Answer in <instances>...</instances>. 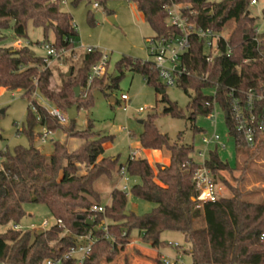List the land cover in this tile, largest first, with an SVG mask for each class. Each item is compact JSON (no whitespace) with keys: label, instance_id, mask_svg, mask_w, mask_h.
I'll list each match as a JSON object with an SVG mask.
<instances>
[{"label":"trees","instance_id":"1","mask_svg":"<svg viewBox=\"0 0 264 264\" xmlns=\"http://www.w3.org/2000/svg\"><path fill=\"white\" fill-rule=\"evenodd\" d=\"M61 1L0 0V42L6 38L3 31L8 28L12 29L15 37L26 38L27 25L31 23L42 28L44 39L41 43L72 54L76 50L78 32L71 14L63 10ZM80 1L104 6L108 0H72V4ZM126 1L142 14L155 33L154 37L171 31L165 24V0ZM178 1L191 5L196 11L195 21L203 28L221 32L227 22H234L226 43L221 41L220 54L211 61L206 60L202 42L195 38L183 55L182 64L186 71L177 79L176 86L185 93L193 92L188 103L191 110L189 120L193 121L198 114L209 116L214 107L228 111V93L232 88L251 87L264 92V59L260 57V52L264 51V35L260 37L255 31L256 18L250 12L251 0ZM111 14L112 11H108V15ZM262 15L264 18V8ZM86 16L89 23L94 24L90 10ZM49 29L54 34L52 41L47 37ZM256 37L259 41L255 40ZM100 56L97 49L80 52V66L74 68L71 65L69 75L58 89H54L51 87L52 72L50 66L45 67L43 56L36 55L27 45L15 48L0 44V88L21 90L29 101L21 132L30 143L28 147L16 145L11 152L0 150V227L8 226L0 230V264H43L45 259L60 258L76 243V236L88 233L96 239L85 263L102 264L104 260L117 256L116 245L127 244L134 229L143 241H154L158 245L163 244L159 241L162 232L182 233L188 245L190 264H264V240H260V235L264 234V201L245 200L237 188L229 185L231 195L218 196L214 202L199 203L191 180L196 166L192 157L193 146L170 142L169 137L154 124L156 115L142 121L143 130L138 140L143 149L166 150L169 153L168 164H151L146 158L129 156L124 165L127 174L138 179L130 186L129 195L155 206L141 215L127 210L128 194L113 184L105 211H89L92 205L101 204L97 181L101 177L113 180L115 175L120 176L123 165H116L118 157L104 156V143L112 140V136L95 133L90 119L82 130L76 129L74 119L62 127L36 102L33 93L38 90L63 112L75 104L77 111L82 107L88 109L93 104L94 90L104 92L107 88H117L119 80L129 71L140 74L147 85L161 93L163 114L172 117L182 115L176 103L166 96L165 86L152 61L122 56L115 64L116 75L107 78L104 72L86 88L88 71ZM244 59L248 62L244 63ZM75 87L80 88L78 97H75ZM206 89L214 90L215 94L206 95ZM225 118L235 144L247 148L231 118ZM35 125L49 130L59 129L66 137L80 138L82 142L69 150L65 141L56 140L52 142L51 152L44 154L32 144L38 135L33 133ZM260 137L263 143L264 135ZM205 165L215 182L224 181L220 171L232 172L235 169L218 157L216 146L205 156ZM80 168L83 170L81 173ZM26 203L44 205L53 218L61 220L63 227L53 224L42 231L12 229L11 225L19 223L25 216ZM126 211L128 215L124 214ZM79 215L91 218L96 230L86 225L84 219H79ZM199 218L203 219L204 225L196 228L193 221ZM103 220L107 222L106 232L98 227ZM106 233L114 241L106 239ZM155 262L162 264L158 257ZM60 264H75V261L63 259Z\"/></svg>","mask_w":264,"mask_h":264},{"label":"rangeland","instance_id":"2","mask_svg":"<svg viewBox=\"0 0 264 264\" xmlns=\"http://www.w3.org/2000/svg\"><path fill=\"white\" fill-rule=\"evenodd\" d=\"M62 8L71 14L77 28L76 47L80 49L81 47H94L100 52L108 54V66L105 71L107 78L116 75L115 64L122 56H131L142 61H153L145 39L153 37L155 33L132 3L126 0H108L104 6H94L93 3L87 4L85 1L74 5L72 0H64ZM263 8L264 0H257L255 5L250 6L251 15L256 18L259 32H264ZM88 10L91 12L94 24L89 23L86 16ZM108 11H112L111 17L115 23L109 20ZM233 28L234 22L229 21L221 34L228 39ZM3 33L6 38L0 42L1 45L18 48L20 47L17 46L19 40L21 46H29L36 55L43 56L45 54L44 43H41L44 39L42 28L34 27L28 23L26 38L15 37L11 28L5 29ZM47 37L49 41L53 40L54 34L51 29L47 31ZM36 42H40V44L38 45ZM80 52L82 51L78 49L72 54L68 51L63 58L51 62L52 88L60 87L66 79L71 65L74 68L80 66ZM164 91L168 99L176 103L182 111L180 117L163 114L164 103L161 101V93L155 92L151 86L147 85L140 74L126 71L119 80L117 88H107L104 92L100 90L92 92L93 104L88 109L82 107L78 110L74 119L75 127L79 130L85 129L86 122L90 119L93 121L95 133L111 135L112 140L104 143V156L118 157L117 166L125 165L132 152L136 154L135 158H146L151 164H167L169 162V153L166 150L140 147L138 136L143 130V124L139 121L145 120L150 115H156L154 124L161 133L169 137L170 142L192 145V157L196 161L198 160V151L204 149L202 138L216 133L219 136L220 145L210 144L206 148L205 156L216 146L218 157L227 162L229 167L235 168L232 172L220 171L224 181H216L219 196L231 195L228 188L230 185L237 188L245 200L264 201V142L250 149L237 146L234 136L227 127L223 110L215 107L210 116L198 114L193 121H190L191 110L188 108V103L193 97V92L189 90L188 93H185L176 85L165 86ZM210 91V89H206L204 93L210 95ZM35 92L36 96L33 93V97L39 105L54 106L38 90ZM121 94H126L128 101L122 100ZM28 105L29 101L23 97L21 90L0 88V111H3L0 116V150L11 152L16 145L29 146L28 137L21 132L26 122ZM124 107L126 110L123 109ZM140 107L143 109L142 111H138ZM32 112L35 113L34 110ZM69 121L61 126H67ZM41 130L42 126L35 125L33 133L38 134ZM56 140L65 141L70 150L78 147L82 142L80 138L66 137L61 130L56 129L51 130L46 142L41 143L37 135L32 144L42 153L49 154L52 150V142ZM81 172H83L82 168L79 169V173ZM128 178L129 187L138 181L136 177L128 175ZM113 184L114 187H120L122 185L121 176L115 175L113 180L101 177L97 181L96 188L100 191L101 204L108 203L109 190ZM154 206L151 202L127 195L126 209L137 215L149 212ZM24 210L25 216L20 220L19 225L26 227L33 224L36 228L33 231H42L54 224L53 217L44 205L26 203ZM43 220L48 221L47 227H41L40 224ZM203 225L202 218L193 221V226L196 228ZM7 227H0V230H5ZM130 238L137 239L135 242L137 244L142 240L136 229L132 230ZM159 241L163 242L158 245L162 254L154 256V253L132 245L129 240L125 245H116L117 256L114 259L104 260L102 264H156L155 258L161 259L164 255L171 258L178 256L184 264L191 263L187 254L188 245L184 242L182 233L164 231L161 233ZM170 243H177L178 246H170Z\"/></svg>","mask_w":264,"mask_h":264},{"label":"built area","instance_id":"3","mask_svg":"<svg viewBox=\"0 0 264 264\" xmlns=\"http://www.w3.org/2000/svg\"><path fill=\"white\" fill-rule=\"evenodd\" d=\"M64 4V0L61 1ZM257 0H251L250 4L255 5ZM94 6H97L94 4ZM165 24L171 29L167 35L160 37H148L145 39L149 55L153 58V65L158 72L159 79L164 86H175L177 79L185 73V67L182 64V58L185 53L188 52L192 45V39L201 41L205 58L211 61L215 56L220 54L221 41L225 42L227 39L221 34V32H215L209 28H203L197 24L196 11L190 4L180 2L178 0H165ZM257 34H263L259 32L257 26L255 27ZM255 40L259 41L258 37ZM17 46H21V41H17ZM45 49L44 62L45 67L50 66L54 60H59L68 51L64 49L56 50L50 44L45 43L43 45ZM85 51L91 52L95 50L94 47H81ZM260 57L264 59V51L260 52ZM244 63L248 62V59L243 60ZM108 66V54L101 52L99 60L93 64L88 71L86 78V88L93 82L94 79L101 77L106 71ZM215 91L211 90L210 95H214ZM36 96V92H34ZM228 111H223L224 116L230 117L235 124L236 131L241 140L247 148H254L261 142V135H264V92L259 91L256 88L247 89H230L229 93ZM85 96V92H83ZM121 99L128 101L126 94H121ZM52 118H55L57 122L64 125L68 122L66 112L61 111L56 106L43 105L41 106ZM31 110L34 107L30 105ZM215 108V107H214ZM126 110V108H123ZM140 107L138 111H142ZM210 116V115H209ZM51 134V130L46 127H42V130L38 133V139L41 143L46 142ZM202 143L204 149L199 150L197 153L198 160H195L196 166L192 173V182L197 192L196 200L199 203L214 202L219 196L218 187L214 181L210 170L205 165V153L206 148L215 143L220 145L219 136L215 133L209 137H203ZM224 148V145H222ZM130 157H135L136 154L132 152ZM1 158V157H0ZM120 176L122 185L118 187L125 194H129V178L126 172V167L123 165L120 167ZM90 212L103 213L105 211V204L92 205L89 209ZM54 219V224L63 227L61 220ZM41 227H47L48 221L43 220ZM14 230H36L33 224L29 226H22L18 223L11 225ZM102 231H107V222L103 220L99 226ZM66 232V231H65ZM106 239L114 241L112 236L107 233L104 235ZM95 237L91 234L76 236V243L66 249L60 258L45 259L43 264H60L61 260L72 259L75 264H86L85 260L89 255L91 245L95 241ZM260 240H264V234L260 235ZM170 246L176 247L177 243H170ZM162 264H184L180 258L169 256L161 257Z\"/></svg>","mask_w":264,"mask_h":264},{"label":"water","instance_id":"4","mask_svg":"<svg viewBox=\"0 0 264 264\" xmlns=\"http://www.w3.org/2000/svg\"><path fill=\"white\" fill-rule=\"evenodd\" d=\"M109 20L112 23H115L114 19L111 16L109 17ZM69 73H70V71L67 73V75H69ZM79 89H80L79 87H75L74 88L75 97H78L79 96ZM77 113H78V111H77V105L76 104L66 110V115H67V118L69 120L75 119L76 116H77ZM225 117H227V114H225ZM139 122L142 123L141 120ZM124 214L125 215H128L129 212L126 211ZM78 218L79 219H84V222H85L86 225L92 226L93 229L96 230V227L94 226L93 220L91 218H88V217L87 218H84L82 215H79Z\"/></svg>","mask_w":264,"mask_h":264},{"label":"crops","instance_id":"5","mask_svg":"<svg viewBox=\"0 0 264 264\" xmlns=\"http://www.w3.org/2000/svg\"><path fill=\"white\" fill-rule=\"evenodd\" d=\"M135 7V6H134ZM142 15V14H141ZM143 17V16H142ZM76 49H78V50H81V51H85L84 50V48H77L76 47ZM144 79V78H143ZM0 112H3V111H0ZM75 149V148H74ZM70 150V149H69ZM71 150H73V149H71ZM168 164V163H167ZM110 191H111V188H110V190H109V194H110ZM108 202H109V200H108ZM130 241H131V244L133 245H137L138 246V248H141L142 250H147V251H150L151 253H154V256L156 255V254H162L160 251H159V246H158V244L156 243V242H154V241H149V242H147V241H143V240H141L138 244L137 243H135L136 242V240L137 239H129ZM135 240V241H134ZM130 244V243H129ZM132 245H128V246H132ZM161 260V259H160Z\"/></svg>","mask_w":264,"mask_h":264}]
</instances>
